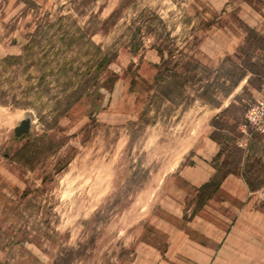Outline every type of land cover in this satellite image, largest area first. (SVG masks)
Listing matches in <instances>:
<instances>
[{"label": "rangeland", "instance_id": "1", "mask_svg": "<svg viewBox=\"0 0 264 264\" xmlns=\"http://www.w3.org/2000/svg\"><path fill=\"white\" fill-rule=\"evenodd\" d=\"M246 56L264 0H0V264H264L211 202L264 185Z\"/></svg>", "mask_w": 264, "mask_h": 264}, {"label": "crops", "instance_id": "2", "mask_svg": "<svg viewBox=\"0 0 264 264\" xmlns=\"http://www.w3.org/2000/svg\"><path fill=\"white\" fill-rule=\"evenodd\" d=\"M211 202L223 204L231 218L229 221L231 246L242 248L247 245L251 260H263L264 185L258 189H251L245 176L230 173L223 179Z\"/></svg>", "mask_w": 264, "mask_h": 264}, {"label": "built area", "instance_id": "3", "mask_svg": "<svg viewBox=\"0 0 264 264\" xmlns=\"http://www.w3.org/2000/svg\"><path fill=\"white\" fill-rule=\"evenodd\" d=\"M246 118L253 130L264 135V101L250 106L247 109Z\"/></svg>", "mask_w": 264, "mask_h": 264}, {"label": "trees", "instance_id": "4", "mask_svg": "<svg viewBox=\"0 0 264 264\" xmlns=\"http://www.w3.org/2000/svg\"><path fill=\"white\" fill-rule=\"evenodd\" d=\"M246 70L252 74V75H255V76H261V71L262 69H264V66H257L255 63H252L251 60H248V56H246V66H245ZM251 82V79L248 80V83ZM231 107V106H230ZM228 107V108H230ZM212 183H210L209 185H211ZM220 183L218 184H215V188H214V191H216L219 187Z\"/></svg>", "mask_w": 264, "mask_h": 264}, {"label": "water", "instance_id": "5", "mask_svg": "<svg viewBox=\"0 0 264 264\" xmlns=\"http://www.w3.org/2000/svg\"><path fill=\"white\" fill-rule=\"evenodd\" d=\"M31 129V120L26 119L20 123L18 127L15 128L14 133L17 138H20L29 133Z\"/></svg>", "mask_w": 264, "mask_h": 264}]
</instances>
